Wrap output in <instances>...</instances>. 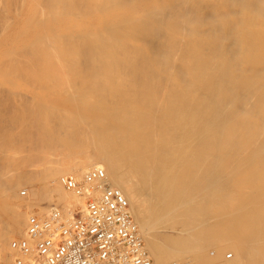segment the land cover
Masks as SVG:
<instances>
[{
  "label": "bare ground",
  "instance_id": "bare-ground-1",
  "mask_svg": "<svg viewBox=\"0 0 264 264\" xmlns=\"http://www.w3.org/2000/svg\"><path fill=\"white\" fill-rule=\"evenodd\" d=\"M0 17L1 81L47 78L6 93L0 264L50 210L83 211L62 179L92 169L154 264H264V0H0Z\"/></svg>",
  "mask_w": 264,
  "mask_h": 264
},
{
  "label": "built area",
  "instance_id": "built-area-1",
  "mask_svg": "<svg viewBox=\"0 0 264 264\" xmlns=\"http://www.w3.org/2000/svg\"><path fill=\"white\" fill-rule=\"evenodd\" d=\"M62 184L83 198V211L67 217L54 208L30 224L13 264H154L129 202L102 169L90 170L82 181L64 177Z\"/></svg>",
  "mask_w": 264,
  "mask_h": 264
},
{
  "label": "rangeland",
  "instance_id": "rangeland-1",
  "mask_svg": "<svg viewBox=\"0 0 264 264\" xmlns=\"http://www.w3.org/2000/svg\"><path fill=\"white\" fill-rule=\"evenodd\" d=\"M0 18L2 19V17H0ZM1 19H0V20H1ZM0 27H3V23H2V21H0ZM18 28H19V27H18ZM0 29H2V28H0ZM1 32H2V31H0V33H1ZM1 36H2V35H0V37H1ZM3 50H4V49H3ZM3 50H2V52H3ZM3 53H4V52H3ZM18 60H20V61L8 63V65L11 66V67H10V70L12 69V67H13V65H14L13 70H11V71L16 70V69H15V68H16L15 66L19 67L20 65H24V64H26V65H29V64H30V66H31V67L34 66V68H37L36 66L39 65V64L35 65L36 62H34V63L26 62V60H24V59H18ZM27 63H28V64H27ZM32 64H34V65L32 66ZM7 67H8V66H7ZM8 68H9V67H8ZM10 70H8V72H9ZM11 71H10V72H11ZM37 71H38V70L31 71V72H32V73H35V72L37 73ZM10 72H9V73H10ZM31 72H30V73H31ZM11 73H12V72H11ZM36 73H35V75L32 74V75H30L31 77H29V76H26L24 73L21 72V74H20L19 77H17L16 79H15V78L13 79V81L15 82V84H17V85H15V86L13 85L14 82L12 81V79L9 80V79L11 78V76H9V77H10V78H9V77H7V76H3V75H1V76H3V77H6L5 80H4V78L2 77V78H3V79H2L3 81H1V79H0V82H1V83L9 81V83L7 82L8 84H5V83H4L3 85L0 84V89H1V87H2V88H5V89H4L5 91H4V90L1 91V92H5V93H3L4 95H6V96H4L5 99H7V97L12 96V95L7 96L6 93H8L9 91H10L11 93H12V91H16V92L19 91V92L22 93L23 95H26V94H27V96H25V97H27V98L30 97L32 94H35L34 92H30V91H27V92H26V91H25L26 89H25L24 87L21 88L20 85L23 84V83L26 84V82H27V84H29V83L31 84L32 82L38 84V83L42 82L43 79H47L45 76H44V77L42 76V77L40 78V80H41V81H40V80H39V77H40L42 74L40 75V73H37V74H36ZM21 75H22V76H21ZM23 75H24L25 77H24ZM33 75H34V76H33ZM38 75H39V76H38ZM35 76H36V77H35ZM0 78H1V77H0ZM7 78H8V80H7ZM30 78H31V79H30ZM32 79H33V80H32ZM6 80H7V81H6ZM37 80H39V81H37ZM11 81H12L13 83H12ZM34 81H35V82H34ZM43 82H44V81H43ZM11 83H12V84H11ZM9 84H10L11 86H9ZM24 84H23V86H24ZM30 84L27 85V86H29V87L31 88V85H30ZM1 85H2V86H1ZM12 85L14 86L15 89L18 88V87H20L21 89H17V90H18V91H17V90H15V89L13 88ZM8 86H9V87H8ZM27 86L25 85V87H27ZM11 89H12V90H11ZM6 90H7V92H6ZM22 90H23V91H22ZM11 93H10V94H11ZM1 94H2V93H1ZM22 94H21V95H22ZM21 95L18 96V97H19V98L21 97V99H22L23 96H21ZM1 96H2V95H0V97H1ZM2 97H3V96H2ZM2 97H1V99H2ZM4 97H3V99H2V100H3L2 104H3L4 106H6V107L4 108V106L1 104V100H0V108H1V109H0V111H1V112H0V116H1L0 121H7V119H8L9 117H11V115H12V113H13V110H12V113H11V109H10V108H12V107L14 106L12 103L14 102L15 98L10 97V99L13 98L12 101L9 100V98L5 101ZM18 97H17V99H19ZM17 99H16V100H17ZM21 99H19V100H21ZM23 99H25V98H23ZM19 100H17V101H18V105H19V102H20ZM7 101H9V102H7ZM10 101H11V102H10ZM35 101H36V100H35ZM15 102H16V101H15ZM5 103H6V105H5ZM10 103H11V104H10ZM16 103H17V102H16ZM8 104H9V106H8ZM34 104H35V103H34ZM10 105H11L12 107H11ZM2 106H3V107H2ZM37 106H38V105H36V106L34 105L33 109L37 110ZM63 106H64V105H63ZM63 106H62V109H64L65 107L67 108V109H64V110H68V109H70V107L73 109V106H70L69 104H68L67 106L65 105L64 108H63ZM68 106H69V107H68ZM6 108H7V110H8V108H9L10 110L7 111V110H5ZM13 108H14V110H15V106H14ZM13 108H12V109H13ZM16 109L18 110V108H16ZM72 109H71L70 111H72ZM5 112H6V115L4 114ZM1 113H2V115L4 114L3 116H4L5 118L1 115ZM7 113L10 114V116H9ZM17 113H18V111H17ZM13 115H14V114H13ZM13 115H12V116H13ZM8 116H9V117H8ZM2 118H3V119H2ZM4 119H6V120H4ZM34 125H35V124H34ZM34 125L31 126L33 131H35V130L38 129V128L36 127V125H35V126H34ZM31 127H30V128H31ZM33 127H34V128H33ZM36 128H37V129H36ZM32 130H30V131L32 132ZM33 133H34V132H32V134H33ZM35 134H36V132H35ZM33 136H34V135H33ZM33 138H34V137H33ZM33 147H34V146H33ZM78 147H79V145H78ZM78 147H76L75 151L72 150V154H75V153H76L75 155H78V151H79V153H83L84 151H81V152H80V150H81V149H82V150L87 149L88 147H89V149H87V151L89 150L88 152H91V151L93 150L92 145H91V148H90V145H89L88 147H87V146H84V148H81V147L78 148ZM86 147H87V148H86ZM80 148H81V149H80ZM73 149H74V148H73ZM79 149H80V150H79ZM91 149H92V150H91ZM94 149H95V147H94ZM73 151H74V152H73ZM85 151H86V150H85ZM93 151H94V150H93ZM80 155H81V154H80ZM35 158H36V157L34 156V158H32V160H31V162H29V163L27 162L28 166H26V170H27V168L31 165V166H30V169H28L27 171H28V172H31V171H32V172H33V171H37V173H36V172H35V173H36V174H39V171L42 172V167H43V166H42V165H43L42 163H46V162H43L42 160H40L39 157H38V159H35ZM65 158H67V160H68V158L70 159V157H65ZM33 159H34V160H33ZM38 161H39V162L41 161V162H40L41 165H38V164H39ZM37 162H38V163H37ZM21 164H22V163H21ZM34 164H35V165H34ZM32 165H33V166H32ZM34 169H35V170H34ZM41 172H40V173H41ZM32 174H33V173H32ZM30 175H31V173H29V176H30ZM33 175H34V174H33ZM32 178H33V177H32ZM35 179H36V180H34V178L32 179L34 182H32V180H29V181H30V182H28L29 184L26 183V184L23 185V187L26 188V190H27V188L30 189V186H31L32 184L34 185V184L38 183V182H37V181H38L37 178H35ZM31 182H32V183H31ZM35 182H36V183H35ZM31 187H32V186H31ZM133 201H134V200H133ZM135 202H136V201H134V203H133V207H136V206H137V203H135ZM135 205H136V206H135ZM22 239H24V238L21 237V238H20V241H21Z\"/></svg>",
  "mask_w": 264,
  "mask_h": 264
}]
</instances>
